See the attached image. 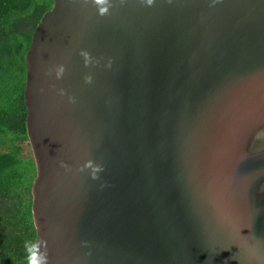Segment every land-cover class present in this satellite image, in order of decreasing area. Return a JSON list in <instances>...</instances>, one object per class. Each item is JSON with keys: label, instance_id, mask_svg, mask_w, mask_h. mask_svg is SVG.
<instances>
[{"label": "water", "instance_id": "obj_1", "mask_svg": "<svg viewBox=\"0 0 264 264\" xmlns=\"http://www.w3.org/2000/svg\"><path fill=\"white\" fill-rule=\"evenodd\" d=\"M52 1L24 91L47 264H264V0Z\"/></svg>", "mask_w": 264, "mask_h": 264}, {"label": "trees", "instance_id": "obj_2", "mask_svg": "<svg viewBox=\"0 0 264 264\" xmlns=\"http://www.w3.org/2000/svg\"><path fill=\"white\" fill-rule=\"evenodd\" d=\"M52 5V0H0V264H27L25 242H36L31 193L36 166L26 127L25 55Z\"/></svg>", "mask_w": 264, "mask_h": 264}, {"label": "clouds", "instance_id": "obj_3", "mask_svg": "<svg viewBox=\"0 0 264 264\" xmlns=\"http://www.w3.org/2000/svg\"><path fill=\"white\" fill-rule=\"evenodd\" d=\"M98 4H103L106 2V0H96ZM151 2V0H149ZM104 12H107L106 8L101 9V13L103 14ZM82 56L85 57V63L86 65L90 63L91 61V56L87 52H82ZM90 78H86L88 80ZM43 243L44 247H46V244L44 242L36 243L32 241H26L25 242V250L27 253L26 260L27 264H47V253L41 254L40 248L41 244Z\"/></svg>", "mask_w": 264, "mask_h": 264}, {"label": "rangeland", "instance_id": "obj_4", "mask_svg": "<svg viewBox=\"0 0 264 264\" xmlns=\"http://www.w3.org/2000/svg\"><path fill=\"white\" fill-rule=\"evenodd\" d=\"M25 155H26V154H25ZM29 159H30V158L25 157V160H26L27 165H28V166H27V165H26V166H27L28 169H29V166H30V163L28 162Z\"/></svg>", "mask_w": 264, "mask_h": 264}]
</instances>
